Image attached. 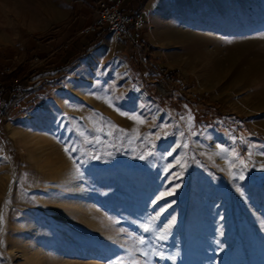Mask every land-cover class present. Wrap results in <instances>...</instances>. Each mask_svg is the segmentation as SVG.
<instances>
[{
	"label": "rangeland",
	"instance_id": "1",
	"mask_svg": "<svg viewBox=\"0 0 264 264\" xmlns=\"http://www.w3.org/2000/svg\"><path fill=\"white\" fill-rule=\"evenodd\" d=\"M58 2L0 0L7 92L45 64L30 47L63 26L48 22ZM258 16L223 35L168 30L159 54L126 44L79 76L82 88L68 70L54 146L2 121L0 264H264ZM172 71L173 91L157 95Z\"/></svg>",
	"mask_w": 264,
	"mask_h": 264
},
{
	"label": "crops",
	"instance_id": "2",
	"mask_svg": "<svg viewBox=\"0 0 264 264\" xmlns=\"http://www.w3.org/2000/svg\"><path fill=\"white\" fill-rule=\"evenodd\" d=\"M103 1L108 0H60L54 3L53 8H62V14L55 12L48 22L55 23L58 19L59 25L63 26H57V31L46 42L41 43L38 38L33 41L30 49L38 52L45 64L23 77L20 97H12L6 92L8 106L1 115L0 125L4 121L8 126L21 128L20 132L44 138V142L54 146V131L59 125L64 127V112L71 108L68 92L73 87L63 90L61 81L68 70L71 75L66 79L68 83L76 89L82 88L85 83L79 76L86 75L95 62L114 55L126 44L135 51L150 50V53L159 54L164 50L161 47L164 39L160 37L168 30L177 29L182 34L205 31L223 35L230 33L234 23L242 28L249 12L256 16L252 23H262V16L258 15L264 12L263 0H124L121 10L126 16L136 12L143 15L144 28L135 43L118 39L103 28H98L95 33H82L96 20L99 4ZM62 39H67L69 47L65 51L58 49L56 53ZM59 80V87L55 89Z\"/></svg>",
	"mask_w": 264,
	"mask_h": 264
},
{
	"label": "built area",
	"instance_id": "3",
	"mask_svg": "<svg viewBox=\"0 0 264 264\" xmlns=\"http://www.w3.org/2000/svg\"><path fill=\"white\" fill-rule=\"evenodd\" d=\"M124 0H108L99 4L96 20L84 31V33H95L98 28H103L114 37L126 41L138 42L140 34L144 28V20L141 12H136L132 16H126L121 10ZM8 92L12 97L22 95V86L18 80H14ZM5 87L0 85V118L8 106L5 98Z\"/></svg>",
	"mask_w": 264,
	"mask_h": 264
},
{
	"label": "trees",
	"instance_id": "4",
	"mask_svg": "<svg viewBox=\"0 0 264 264\" xmlns=\"http://www.w3.org/2000/svg\"><path fill=\"white\" fill-rule=\"evenodd\" d=\"M164 76L160 81H157L156 87V94L159 96H167L170 94L173 89L174 85L173 82L178 79V73L175 71L170 72L169 74L163 73Z\"/></svg>",
	"mask_w": 264,
	"mask_h": 264
},
{
	"label": "snow or ice",
	"instance_id": "5",
	"mask_svg": "<svg viewBox=\"0 0 264 264\" xmlns=\"http://www.w3.org/2000/svg\"><path fill=\"white\" fill-rule=\"evenodd\" d=\"M66 150H67V149H66ZM240 178H241V179H243V177H242V176H241ZM141 243H143V241H141Z\"/></svg>",
	"mask_w": 264,
	"mask_h": 264
}]
</instances>
